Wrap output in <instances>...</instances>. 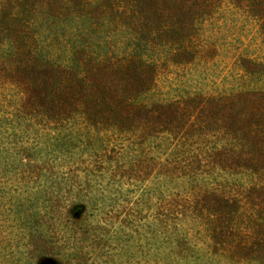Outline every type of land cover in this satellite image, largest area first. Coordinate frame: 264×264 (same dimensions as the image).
<instances>
[{"label":"trees","instance_id":"1","mask_svg":"<svg viewBox=\"0 0 264 264\" xmlns=\"http://www.w3.org/2000/svg\"><path fill=\"white\" fill-rule=\"evenodd\" d=\"M237 19L264 50V0H0L11 253L40 222H120L128 264H264V53L214 70Z\"/></svg>","mask_w":264,"mask_h":264},{"label":"rangeland","instance_id":"2","mask_svg":"<svg viewBox=\"0 0 264 264\" xmlns=\"http://www.w3.org/2000/svg\"><path fill=\"white\" fill-rule=\"evenodd\" d=\"M256 30L252 20L243 19H237L234 23L227 21V26L221 28L219 41L229 53L225 63H219L214 70L218 75L225 76L227 83V79L231 80V74L227 71L231 63L229 57L235 48L249 47L248 55H253L251 58L264 53L262 49L259 51L261 40ZM22 224L23 222H0V231L3 232L0 234V264H128L119 250L110 253L107 248L113 235L122 230L120 222H98L88 232L87 223L84 222H40L41 229L34 233L33 238L42 248L40 251H28L19 255V252L14 254L11 250L17 246V242L24 244L28 241L29 237L18 228ZM6 243H10L12 247L5 249ZM114 248H118L116 242Z\"/></svg>","mask_w":264,"mask_h":264}]
</instances>
